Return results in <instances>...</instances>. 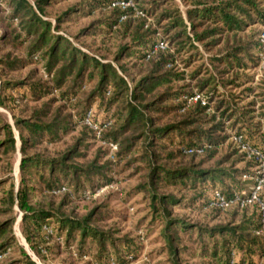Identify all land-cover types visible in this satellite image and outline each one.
<instances>
[{
    "label": "rangeland",
    "instance_id": "374dc122",
    "mask_svg": "<svg viewBox=\"0 0 264 264\" xmlns=\"http://www.w3.org/2000/svg\"><path fill=\"white\" fill-rule=\"evenodd\" d=\"M27 1L38 15L51 23L52 31L57 36L66 39L72 47L87 56L114 66L130 87L151 73L152 65L144 62L140 57L145 53L144 50L133 45L131 40L133 28H127L125 23L127 16H122L117 25L110 28L105 23L111 15L110 11L106 8L90 10V6H86L87 0H50V3L43 7L42 13L36 6L39 0ZM151 1L137 0L136 3L133 0V5L130 7L133 11L131 17L143 19L145 29L156 31L159 38L165 40V48L161 50L172 51L166 35H162V30L157 25L156 18L150 17L141 10L149 7ZM167 2L163 9L177 6L183 17H186L187 6L183 0H167ZM0 5V34L9 33L8 22L3 19L9 15L8 8L6 4ZM164 23L167 21H161L160 25L162 24L163 27ZM263 29L264 26H253L238 33L237 36L245 41L255 40V33L260 35ZM14 36L13 34L6 38L0 37V100L3 102V105H0V143L8 140L7 134L2 130L5 123L11 126L15 139L14 146L9 141L0 146V229L4 231L0 236V246L6 243L10 245L0 264H18L23 258L22 253H26L37 264H95L99 256L97 245L90 239L86 241L90 256L83 260L76 256L80 234L70 248L64 238L63 240L48 239L42 253L31 248L24 232V213L16 202L14 204L11 202V191L14 193L18 191L22 178L27 188L28 202L34 209L59 212L65 218L82 221L85 226L98 233L110 236L117 242L114 246L107 242L108 257H118L122 261L126 259L128 261L126 264H172L160 234L163 229L162 222L157 221L163 217V214L155 212L154 208H161L158 197L173 195L181 203L175 207L168 206L171 217L187 227L185 230L175 231L182 264H224L227 258L225 240L217 235V232H214L213 236L209 232L221 226L239 227L257 222V208L253 205L247 209L233 206L228 210L220 211L213 206L204 207L202 202H206L208 199L206 195L212 196L215 189L224 191L227 196L236 192L248 193L253 186L257 170L243 156L244 152L232 139L237 135L239 127L238 125L232 127L236 123V118H232L230 111L222 116L228 106H218V101L223 100L229 103L230 107L252 111V122L257 124V129H260L261 133H264L262 57L257 66L247 61L246 69L231 71L219 79L218 97L208 103L207 115L200 118L207 120L202 123L203 130L208 129L213 120L212 124H223L224 133L219 136L223 141L218 147L202 156L191 157L179 153L178 145H171L167 140H153L150 144L149 138L152 136L149 134V128L130 129L116 141L118 153L123 152V154L111 160L108 156L107 142L101 139V135L98 136L86 128V120L82 122L86 104L90 101L92 92L96 90L99 79L86 78L76 99L68 101L65 99V93L68 92L76 73L73 72L72 76L64 80L61 88H58L55 73L47 74V61L42 58V54H39L41 59L39 56L32 57L29 53V43L24 42L20 45L22 43L20 40L24 38L21 37L15 42ZM227 37L231 39L232 35L225 36L224 39ZM196 46L202 56L191 67L185 66L182 62L187 58V54L181 52L175 56L174 67L179 73L184 74L185 79L174 82L172 87L190 85L194 88L196 82L188 77L192 70L196 65L210 67L208 62L210 53L205 51L202 45L196 44ZM123 48L129 50L121 55ZM16 60L22 62L20 67H15L16 69L13 66L9 67L7 63H14ZM60 66L61 64L58 67ZM209 71L212 75H217L214 68L210 67ZM206 75L204 77H207ZM245 76L250 78L246 79ZM217 77L219 78L218 75ZM4 83L17 85L12 89H3ZM31 85L43 86L45 91L37 90L34 94L30 93L28 87ZM108 90L110 94L104 93V104L99 109L96 122H102L107 113L106 119H111L113 123L115 121L114 129H119L122 123V118H118L119 109L125 106L128 99L122 96L109 108V101L115 89L111 85ZM160 92L147 96V103L154 101ZM90 102L91 106L87 108V114L89 111L96 112L100 105L98 100ZM146 115L148 119H154L153 129L181 123L193 116L191 112L164 116L155 111H147ZM17 121L27 122L28 125L58 123L61 127L66 125L67 128H59L55 138L50 137L48 133L39 138L33 137L25 127L17 126ZM113 132L107 133L106 140L114 141ZM144 132L145 134L142 135ZM22 136L28 139L24 153H22ZM131 138L136 140L130 151L125 153L128 146L126 139ZM196 143L203 144L204 141H196ZM73 150L75 154L67 158L68 165L89 169L95 164V170L97 168L100 171L96 176L91 175L89 180L82 177L78 190L73 183H65L72 193L79 192L77 197L67 195L66 190L50 193L40 184L34 172L32 174L30 171L21 172L20 163L24 155L40 161H59ZM182 169L211 172L218 175L221 183L218 182L212 187L209 185L210 182H207L206 189H203L200 184L193 186V182L189 180L176 186L166 181L158 183L151 181L153 170H156L158 175L162 172ZM260 199L264 203V191ZM52 221L57 222L56 219ZM261 228L264 234V226ZM39 238L41 237H36L35 246L44 245ZM129 243H132L129 247L132 246L131 251L134 252L135 257L127 256L125 248ZM229 248L231 249L229 256L233 264H264V250L250 259L245 258L246 260L242 262L241 258L244 255L239 248L234 244H230ZM111 263L116 264L113 261Z\"/></svg>",
    "mask_w": 264,
    "mask_h": 264
},
{
    "label": "trees",
    "instance_id": "16d2710c",
    "mask_svg": "<svg viewBox=\"0 0 264 264\" xmlns=\"http://www.w3.org/2000/svg\"><path fill=\"white\" fill-rule=\"evenodd\" d=\"M117 1L124 0H87L86 6H90V10L106 8L110 11L111 15L109 19L105 21L106 25L110 28L117 25L122 16H127L128 19L125 21L126 26L130 29L133 28V30L131 29V40L133 45L144 50L145 53L140 56L141 59L152 65L151 73L139 82L134 83L132 87H130V84L119 75L114 66L108 63H102L95 58L87 56L75 47H72L66 39L57 36V34L52 31L51 23L45 21L38 15L27 0H0V4L7 5L9 15L7 18L4 17L3 19L8 22L10 30L9 33L5 32L0 34V37L6 38L14 34L13 40L15 42L21 37L24 38V40H20V42L22 41L20 45L24 44V42H28L29 53L32 57L39 56L41 59L39 54H42V58L47 61V74L51 75L53 72L55 73V80L57 81L58 88H61L64 80L72 76L73 72L76 73L68 92L65 93V99L68 101L76 99L77 93L86 78L90 80L94 78L99 79L96 90L92 92L90 101L98 100L100 105L96 112L92 113L91 120L102 128L100 134L101 139L105 140L107 143H114L118 147L116 143L118 137L125 135L130 129L137 130L140 128H149V134L152 136L149 138L150 144L153 143V140H167L171 145H178L177 150L179 153H184L185 150L190 148L205 147V154L213 148L218 147L223 141V138L219 137L221 133H224L223 124H212L213 120L212 123L210 122L209 124L210 127L203 130L202 128H204V125H202V123L207 122V120L200 118L207 115L209 105H192L186 107V102L183 98L192 95L196 90L203 94L208 103H210L218 97L220 78L229 74L231 71L246 69L248 67L247 61L255 66L259 64L260 55L263 52L262 45L258 40L259 34L255 33L254 36L256 39H250L248 41L239 38L237 34L246 28L264 26V0H183L187 6L186 20L177 6L171 9H163V6L168 4L167 0H152L149 7L141 10L150 17L156 18L157 25L162 30V35H166V40L170 43L172 51H170V49H158L154 51L155 46L159 43H164L165 40L162 37L159 38L156 31H152L150 28L145 29V22L143 19L132 18L133 11L131 8L124 11L117 7L112 8V4ZM134 1L136 2L137 0ZM49 3L50 0H39L36 3L37 9L42 13L43 7ZM161 21H167V23H164L162 27V24L160 25ZM16 22H19L18 25L13 26ZM230 35H232L231 39L228 37L224 39L225 36ZM196 44L202 45L205 51L210 53L208 57L209 66L217 71L219 78L217 75H212L211 71H209L210 67L208 68L203 65L199 67L196 65L190 76H188L191 81L196 82L194 88L190 85L180 88L172 87L174 82L185 79L184 74L179 73L174 67L175 56L181 54V52L187 54V58L182 62L185 66L191 67L192 64L197 63L202 56ZM127 50L129 49L123 48L121 55ZM21 63V61L16 60L14 63L7 64L9 67L13 66V68L16 69L20 67ZM59 64H61L60 67H58ZM205 74H207V77H204ZM245 77L246 79L250 78L248 76ZM16 85L17 84L14 83H4L3 89H12ZM111 85L114 87L115 91L113 97L109 101V108H111L113 103L122 96H126V99H128L125 102V106L119 109L118 118H122L119 129H114L115 121L113 123L111 119H106L107 113L105 117H103L102 122H96L99 109L104 104V93L107 92L110 94L108 87ZM28 88L29 92L33 94L36 93L37 90H42V92L45 91L43 86L41 87L38 85H31ZM163 89L164 91H161ZM157 92L160 93H158L156 99L147 103L146 97ZM90 101L86 104V111L83 113L82 122L86 119L87 108L91 106ZM218 102V106H228L224 113H222V116L230 111L232 112V118H236V123L232 127H235V125L239 126L236 134L242 136L244 143L248 144L251 148L261 149L264 142V133H261L260 129H257V124L252 122V111L245 108L230 107L229 103L223 100ZM0 105H3L2 100H0ZM147 111L159 112L164 116L191 112L193 116L191 115L189 119L181 123L153 129L154 119L147 118ZM28 124L27 122L19 121L17 126L25 127L33 137L39 138L44 137V134L47 133L50 137L55 138V134L59 128H67L66 125L61 127V124L58 125V123H54L53 125ZM86 128L94 133L88 126H86ZM2 130L7 134L8 140H3L0 146L5 145L8 141L14 146L15 139L11 126L5 123ZM110 131H114L113 135L115 136V142L106 140L107 133ZM144 134L145 132L142 133V135ZM21 140L22 153H24L28 144V139L22 136ZM126 140L128 146L125 153L130 151L136 138ZM196 141H204V143L197 144ZM181 148L183 149L182 151ZM74 154L75 150L71 151L65 158L59 161H40L36 158L26 157V155L23 154L24 157L21 160L20 169L23 173L30 171L32 174L34 172L39 178L40 184L50 193L60 192L64 188L68 192L67 195L77 197L79 192H77V194L72 193L65 183H73L78 190L81 185L80 180L82 177L89 180L91 175L96 176L100 171H98L97 168V171L95 170V164L89 167V169H80L68 165L67 158L69 155L71 157ZM122 154L123 152L118 153L117 150L115 158L118 156L121 157ZM243 156L247 158L245 153H243ZM191 157L197 156L193 155ZM248 161L253 168L256 167L254 160L248 159ZM188 180L193 182V186L200 184L203 186V189H206L205 186H207V182H210L209 185L214 187L221 179L218 178V175L211 172L195 171L193 169L174 170L166 173L162 172L158 175L156 170H153L151 174L152 183L166 181L176 186ZM215 191H219L227 199L233 198L235 194L232 193L230 196H227L222 190H213V192ZM206 197L208 198L207 201H203L202 203L204 207H209L211 206L212 196L206 195ZM157 199L161 208L157 209L155 207V212H162L163 214V217L157 219V221H161L163 225V229L160 231L161 238H163V242L166 244L171 263L182 264L179 257V249L177 247L178 241L175 236V231L178 229L185 230L187 227L172 219L171 211L168 208V206L175 207L179 205L181 201L173 195H163ZM11 202L12 204L16 202L20 210L24 213L23 226L26 239L31 248L36 252L42 253V250L46 248L48 239L53 238L59 240H63L64 238V240H67L65 242H67L70 248L74 240H76L77 235L80 234L79 245L75 253L80 260L90 256L87 252L88 245L86 243V241L90 239L98 248L97 254H99V256L95 264H110L111 261L116 264H126L128 262L126 259L122 261L118 257H108L106 252L107 242L112 246L116 245L117 242L110 236L108 237L105 234L98 233L85 226V223L82 221L65 218L59 212L34 209L28 202V192L23 178L21 179V185L18 191L16 193L11 191ZM233 206L238 209L241 208L239 204L232 205L230 208ZM253 206L257 208V222H250L248 225H240L239 227L221 226L209 232L212 236L214 232H217V235L222 236L225 240L224 246L227 258L224 264H231L232 261L229 256L231 250L229 248L230 244H234V246L239 248L243 253L244 256L241 258L242 262L247 258H252V256L256 255L259 251L264 250V238L260 234H257L262 229L261 212L257 205ZM213 208L225 211L217 207ZM241 209H247V207ZM53 219H56L57 222L53 223ZM2 233H4V231L0 229V236ZM38 236L41 237L39 240H42L44 245L38 244L35 246L34 241H36V237ZM131 244L132 243L127 244L125 248L127 250V256L135 257L134 252L131 251L132 246L129 247ZM122 246H124V244H122ZM9 247V243L0 246V255L7 253ZM22 254L23 258L18 264H37L26 253Z\"/></svg>",
    "mask_w": 264,
    "mask_h": 264
},
{
    "label": "built area",
    "instance_id": "2783aa9c",
    "mask_svg": "<svg viewBox=\"0 0 264 264\" xmlns=\"http://www.w3.org/2000/svg\"><path fill=\"white\" fill-rule=\"evenodd\" d=\"M133 5V0H124V1H117L112 4V8H120L122 10H126L130 8ZM259 42L262 45V54L260 57H262L264 62V29L263 32L259 35ZM164 43H159L155 46L154 51L158 49H164ZM183 100L186 102V107L192 106V105H201V106H207L208 101L204 97L203 94L194 91L192 95L185 96ZM92 112L89 111L86 117V124L87 126L94 131L98 136H100L102 128L92 122ZM233 141L241 148V150L246 154L247 159L254 160L256 163V176L254 178L253 186L251 187L250 191L248 193H242L238 194L235 193L233 198L227 199L223 194H221L219 191H215L212 194V202L210 203L211 206L220 208L222 210H226L230 208L232 205L239 204L241 208L249 207L252 205H257L259 207V210L261 212V224L264 226V203L260 199V194L264 190V143L262 145L261 149H254L251 148L248 144H245L243 141L242 136L235 135L232 137ZM107 147L109 150V158L111 160L115 159V154L118 150L117 145L114 143H107ZM205 152V147H198V148H190L188 150H185L184 153L190 156L196 155L201 156ZM62 190H65L64 188ZM263 238L264 234L262 231L258 232ZM4 258V255H0V260ZM114 264V263H111ZM233 264V263H231Z\"/></svg>",
    "mask_w": 264,
    "mask_h": 264
},
{
    "label": "crops",
    "instance_id": "0c3cea01",
    "mask_svg": "<svg viewBox=\"0 0 264 264\" xmlns=\"http://www.w3.org/2000/svg\"><path fill=\"white\" fill-rule=\"evenodd\" d=\"M185 16H186V13H185ZM185 18V20H186V17H184Z\"/></svg>",
    "mask_w": 264,
    "mask_h": 264
}]
</instances>
